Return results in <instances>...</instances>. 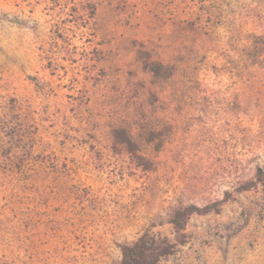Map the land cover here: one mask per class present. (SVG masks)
<instances>
[{"label": "rangeland", "instance_id": "1", "mask_svg": "<svg viewBox=\"0 0 264 264\" xmlns=\"http://www.w3.org/2000/svg\"><path fill=\"white\" fill-rule=\"evenodd\" d=\"M259 166L264 0H0V264H120L220 199L165 264H264Z\"/></svg>", "mask_w": 264, "mask_h": 264}, {"label": "trees", "instance_id": "2", "mask_svg": "<svg viewBox=\"0 0 264 264\" xmlns=\"http://www.w3.org/2000/svg\"><path fill=\"white\" fill-rule=\"evenodd\" d=\"M169 70L172 72L171 65H165L163 62L154 63L152 71L159 76L163 71ZM142 133L134 134L131 129L121 126L113 131L114 142L123 144L128 150V153L135 159L140 166L151 168L153 166L150 159L144 152L141 146L140 138ZM146 135V134H145ZM160 135L154 130L147 133L146 142L150 143L159 138ZM162 143L156 144L160 148ZM256 176L259 182L264 186V169L258 167ZM250 189L248 182H241L237 186L238 192H243ZM226 199L216 200L210 204L199 206L196 203H190L175 210L171 219L174 226V231L177 233L178 240L171 239L168 235L161 232H152L150 230L142 233L134 242L122 244V260L120 264H165L178 251V247L185 243V237L188 221L193 214H207L209 212H221V204Z\"/></svg>", "mask_w": 264, "mask_h": 264}]
</instances>
